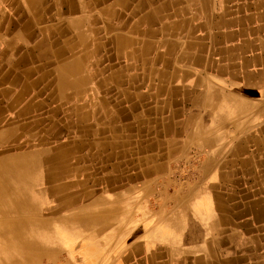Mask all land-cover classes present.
I'll return each mask as SVG.
<instances>
[{"label": "crops", "instance_id": "0c3cea01", "mask_svg": "<svg viewBox=\"0 0 264 264\" xmlns=\"http://www.w3.org/2000/svg\"><path fill=\"white\" fill-rule=\"evenodd\" d=\"M0 44V85L79 138L99 191L74 208L130 203L94 264H264V0H10ZM183 154L194 177L162 195Z\"/></svg>", "mask_w": 264, "mask_h": 264}, {"label": "bare ground", "instance_id": "6f19581e", "mask_svg": "<svg viewBox=\"0 0 264 264\" xmlns=\"http://www.w3.org/2000/svg\"><path fill=\"white\" fill-rule=\"evenodd\" d=\"M27 108L29 104L21 111ZM13 135L12 131L1 132L0 146H9V139ZM62 146L66 147L64 144ZM71 151L72 149H64L53 159L46 156L50 153L47 150L5 157L0 155V264H35L37 259L51 256L53 248L62 247L57 245V235L61 233H68L66 238L61 239L67 244V248L70 242L79 248V243L81 244L85 255L91 257V260L87 257L90 264L94 255L88 249L98 245L101 238H110L107 230L111 226L113 230L117 223H121L113 222L117 216L115 210L122 213L126 211L127 204H130L128 201H123L125 207L114 204L112 208H99L97 211H83L85 208L81 207L73 209L71 211L75 210L74 218L69 220L52 218L61 208L68 204L75 205L86 197L87 192L81 195L69 193L68 199H63L66 197L64 195L57 206L48 202L45 204L46 196L52 200V197L82 183V180H77L80 171L71 167V164L81 162L82 157ZM188 208L189 206H182L178 210L183 214ZM53 226H60V231L55 233Z\"/></svg>", "mask_w": 264, "mask_h": 264}, {"label": "rangeland", "instance_id": "374dc122", "mask_svg": "<svg viewBox=\"0 0 264 264\" xmlns=\"http://www.w3.org/2000/svg\"><path fill=\"white\" fill-rule=\"evenodd\" d=\"M0 2L5 4V3H9L10 0H7L6 2L1 0ZM0 48H1V44H0ZM6 55H7L6 53H4L3 55L0 53V62H3L4 65L3 67H0V76L6 73L5 80L10 79L12 77V74H15V71L13 70V68H11L9 61L10 59L6 58ZM20 86L21 85H9V84L0 85V133L12 131L14 134L12 136L13 138L9 139V142L11 141L9 146L7 147L0 146V155L2 157H5V156L18 155L23 152L32 153L35 151L40 152L47 150V152L49 151L51 154L49 153L46 156L52 157L53 159L57 157L58 153L64 149L73 150L71 146L74 147V144H78L77 141H79V138L75 134L68 135L66 129L63 126L64 123L59 121H55V122L42 121L43 116L39 117L41 119V121H39L38 119H36V113L34 111L29 113L34 108L33 104L37 101V99L36 98L34 99V97H32V93L34 91L33 90L32 92L29 91L30 90L29 85H23L22 89L19 90ZM28 104H29V108H27L25 111H21ZM74 115L75 114L73 113L71 116H69L71 119L68 118L66 115L67 120L69 122L68 123L69 126L76 124V123H72L73 122L72 116L74 117ZM57 118H59V116ZM77 122H79L78 119ZM61 128L63 129L60 130ZM55 133L57 134L53 135ZM63 144L66 145V147H63L62 146ZM151 147L154 146L152 145ZM76 155L79 156V154ZM177 156H179L180 158ZM199 159L201 158H198L197 156L191 154L175 155L174 157H170L169 159H167L168 160L167 162L171 164V166H169V168L163 171V174L161 175V178L163 180L162 185L158 186V188L161 189L162 195L167 194L172 189V185L170 183H167L168 181L175 180L181 183V182H185L189 177H194L193 175L194 171L190 169L189 165L195 161H199ZM130 172L131 171L129 170H123V174ZM80 174L81 171L78 172L77 180H81ZM80 184L67 191L62 192V194H58V196L52 197V200L51 197L49 199L46 196L45 204L48 202L51 205L57 206L60 203L61 198L64 197V195H66V197L63 199H68L69 193H72L74 195H79L80 193L81 195V193L83 194L85 193L84 192L85 190H90L91 192L99 191V187L97 186L84 187L83 180L82 183ZM82 200L83 199H81V201L79 202H76L75 205L68 204L66 207L61 208L56 214H54V216H52V218L57 220L59 219L69 220L71 218H74L73 212L75 210L74 211L71 210L80 208V207L78 208H74V207L77 204L81 203ZM118 206L125 207L124 204L121 205L118 204ZM86 210L92 211V209H88V207H86L85 210L83 211ZM121 221L122 222L124 221V217H122ZM53 231L55 233H58L60 231V226H53ZM67 235L68 233H61L60 235L58 234L57 236L59 237V242L57 243V245L62 247L56 246L55 248H53V252L50 253L52 254L51 256L43 257V259L42 258L37 259L35 261V264H88L89 263L88 258L86 260L85 258L84 260L83 259L80 260L76 257V255L79 254L78 256H80L81 258L83 257V254H85L84 251H82V246L80 243H79L80 248L77 247V245L72 242L68 244V248H67V244L61 241V239L66 238ZM88 250L91 251V249ZM94 263H95V259L90 264H94Z\"/></svg>", "mask_w": 264, "mask_h": 264}]
</instances>
